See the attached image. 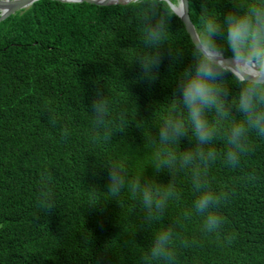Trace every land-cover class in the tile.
<instances>
[{
    "label": "trees",
    "instance_id": "trees-1",
    "mask_svg": "<svg viewBox=\"0 0 264 264\" xmlns=\"http://www.w3.org/2000/svg\"><path fill=\"white\" fill-rule=\"evenodd\" d=\"M208 2L221 13L230 7ZM202 3L191 0L197 26ZM169 31L158 79L149 83L131 61L144 47L135 9L38 0L0 22V264H145L152 234L166 225L177 233L174 264H264V138L254 133L255 150L239 167L220 158L209 169L213 189L228 196L218 234L202 233L198 217L182 220L194 199L187 172L175 177L181 198L160 224L145 221L127 189L123 204L106 194L102 165L121 151L130 155L129 179L144 172L157 183L170 180L152 168L153 150L137 126L143 121L158 133L152 115L191 65L181 21L173 17ZM169 48L182 56L172 59ZM97 86L134 112L108 146L89 141ZM238 90L230 84V98ZM214 146L225 148L220 138ZM187 147L182 138L180 150Z\"/></svg>",
    "mask_w": 264,
    "mask_h": 264
},
{
    "label": "clouds",
    "instance_id": "clouds-1",
    "mask_svg": "<svg viewBox=\"0 0 264 264\" xmlns=\"http://www.w3.org/2000/svg\"><path fill=\"white\" fill-rule=\"evenodd\" d=\"M104 2L138 13L144 47L131 61L141 70L142 79L149 83L158 79L163 60L161 50L169 40L173 17L183 21L192 54L191 65L178 74L171 97L152 115L158 133L149 131L143 121L137 124L144 129L146 144L153 150L152 168L157 173L167 171L169 182L157 183L144 172L129 179L126 173L130 155L121 151L123 155L102 165L108 170L106 194L123 204L121 193L127 189L144 213L145 221L160 224L170 203L181 198L175 177L187 172L194 199L182 212V220L198 217L202 233L218 234L225 224L219 210L228 196L213 189L207 178L209 169L220 158L232 168L239 167L242 157L255 150L251 135L264 138V0H227L230 7L224 13L204 0L197 15L199 26L192 22L191 0ZM6 11L0 9V15ZM168 51L172 59L183 54V50ZM230 84L239 89L231 98ZM91 112L89 141L103 146L111 145L113 136L123 133L134 115L126 108H117L99 86ZM185 137L189 147L180 150L181 139ZM218 138L225 144L222 152L214 146ZM92 194L94 197L97 194L95 187ZM176 239L174 226L157 228L144 256L145 264H174ZM182 243L187 246L188 242Z\"/></svg>",
    "mask_w": 264,
    "mask_h": 264
},
{
    "label": "water",
    "instance_id": "water-1",
    "mask_svg": "<svg viewBox=\"0 0 264 264\" xmlns=\"http://www.w3.org/2000/svg\"><path fill=\"white\" fill-rule=\"evenodd\" d=\"M38 0H0V8L7 9L4 15H0V22L14 14L17 11L29 7L32 3ZM61 3H87L96 6H109L104 0H52ZM181 21V20H180ZM183 24V21H181ZM191 41V40H190Z\"/></svg>",
    "mask_w": 264,
    "mask_h": 264
},
{
    "label": "bare ground",
    "instance_id": "bare-ground-1",
    "mask_svg": "<svg viewBox=\"0 0 264 264\" xmlns=\"http://www.w3.org/2000/svg\"><path fill=\"white\" fill-rule=\"evenodd\" d=\"M1 9V8H0Z\"/></svg>",
    "mask_w": 264,
    "mask_h": 264
}]
</instances>
